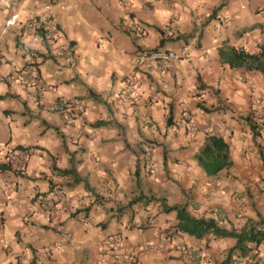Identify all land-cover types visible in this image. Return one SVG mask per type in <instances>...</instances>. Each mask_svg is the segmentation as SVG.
<instances>
[{
    "label": "clouds",
    "instance_id": "9594fccd",
    "mask_svg": "<svg viewBox=\"0 0 264 264\" xmlns=\"http://www.w3.org/2000/svg\"><path fill=\"white\" fill-rule=\"evenodd\" d=\"M0 264H264V0H0Z\"/></svg>",
    "mask_w": 264,
    "mask_h": 264
},
{
    "label": "crops",
    "instance_id": "0c3cea01",
    "mask_svg": "<svg viewBox=\"0 0 264 264\" xmlns=\"http://www.w3.org/2000/svg\"><path fill=\"white\" fill-rule=\"evenodd\" d=\"M45 71H46V69L44 68V66L41 64L40 66H39V74L41 75V76H43L44 74H45ZM67 87H71V85H66ZM5 114H7V113H5Z\"/></svg>",
    "mask_w": 264,
    "mask_h": 264
}]
</instances>
